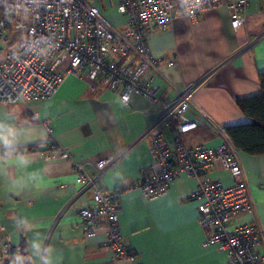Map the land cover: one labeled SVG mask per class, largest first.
<instances>
[{
	"label": "crops",
	"instance_id": "crops-1",
	"mask_svg": "<svg viewBox=\"0 0 264 264\" xmlns=\"http://www.w3.org/2000/svg\"><path fill=\"white\" fill-rule=\"evenodd\" d=\"M99 8L112 25L125 28L122 13L104 2ZM245 13L236 30L230 11L219 6L196 21L177 16L168 29L147 38L150 53L162 59L152 81L159 97L172 101L185 86L195 85L186 115L197 126L182 135L186 146L215 148L230 141L225 126L250 122L236 101L261 93L264 0H249ZM158 115V106L142 94L132 93L124 104L119 91L68 73L50 98L0 104V239L22 245L31 264H45V259L51 264H229L214 244H205L200 201L191 197L194 177L180 173L152 199L129 189L152 161L149 133ZM162 133L170 139V131ZM51 140L77 160L114 157L95 184L121 191L118 225L135 251L133 259L112 260L103 226L83 234L78 210L91 204L92 186L76 183L71 162L49 149ZM29 145L38 151L1 154ZM238 155L254 211L240 213L230 226L255 222L264 230V155L239 150ZM88 170L94 172L91 166ZM207 177L224 187L233 183L223 159L213 163Z\"/></svg>",
	"mask_w": 264,
	"mask_h": 264
},
{
	"label": "built area",
	"instance_id": "built-area-1",
	"mask_svg": "<svg viewBox=\"0 0 264 264\" xmlns=\"http://www.w3.org/2000/svg\"><path fill=\"white\" fill-rule=\"evenodd\" d=\"M100 2L125 16V28L112 25L100 10ZM249 0H0V104L12 105L50 98L65 73L98 80L119 91L127 104L132 93L144 95L159 108L149 133L152 161L140 171L129 189L145 199L164 193L180 173L197 180L191 197L200 201L198 222L207 232L205 244H214L229 264H264V230L255 222L235 224L240 213H252L253 201L238 155L225 140L215 148L186 146L182 135L197 124L186 115L195 85H187L172 101H165L152 86L154 73L162 62L147 45L149 34L166 30L184 15L196 21L205 11L224 6L231 13L233 29L245 22ZM14 32H22L13 39ZM133 58V60H132ZM162 129L171 133L165 137ZM52 154L71 162L76 183L92 186V202L78 210L84 235H93L103 226L112 260L133 259L135 251L122 239L118 225L121 191H105L96 186L103 169L114 157L91 163L77 160L67 150L49 142ZM223 159L233 183L224 187L207 177V171ZM91 166L94 170H88ZM12 243L0 239V258Z\"/></svg>",
	"mask_w": 264,
	"mask_h": 264
},
{
	"label": "trees",
	"instance_id": "trees-1",
	"mask_svg": "<svg viewBox=\"0 0 264 264\" xmlns=\"http://www.w3.org/2000/svg\"><path fill=\"white\" fill-rule=\"evenodd\" d=\"M21 35L22 32H14L12 34L13 39L8 45H11L12 42L21 37ZM259 82L261 86L260 94L241 98L236 101L240 111L249 118L250 122L224 127L231 143L239 151L250 155H264V72L259 73ZM37 151V145H29L26 147L3 149L1 154L6 157ZM15 253H19V255L14 256ZM10 254L8 257H1L0 264H31L22 245H20L18 251L12 249Z\"/></svg>",
	"mask_w": 264,
	"mask_h": 264
},
{
	"label": "clouds",
	"instance_id": "clouds-1",
	"mask_svg": "<svg viewBox=\"0 0 264 264\" xmlns=\"http://www.w3.org/2000/svg\"><path fill=\"white\" fill-rule=\"evenodd\" d=\"M45 264H51V261L48 259H45Z\"/></svg>",
	"mask_w": 264,
	"mask_h": 264
}]
</instances>
